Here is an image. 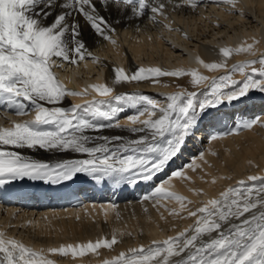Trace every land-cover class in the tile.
<instances>
[{
	"label": "snow or ice",
	"instance_id": "obj_1",
	"mask_svg": "<svg viewBox=\"0 0 264 264\" xmlns=\"http://www.w3.org/2000/svg\"><path fill=\"white\" fill-rule=\"evenodd\" d=\"M214 2L236 9L239 0ZM201 3L202 0H0V106L17 116H30L0 125V185L25 178L59 184L83 177L115 186L152 181L183 153L212 110L246 102L252 90L264 93V52L257 56L259 41L255 37L251 43L219 47L222 58L218 61L205 62L197 57L205 69H226L225 74L216 77L204 75L196 67L139 65L135 70H126L115 66L111 84L95 82L77 90L68 87L56 71L65 69V65L79 68L87 59L100 61L85 42V26L96 38L117 44L109 14L143 18L151 13L148 18L153 23L177 31L169 19V6L173 11L196 10ZM184 35L187 38V32ZM234 54L255 58L229 65L228 59ZM236 73L242 79H235ZM161 77H190L193 88L207 83L209 90L182 88L162 94L164 102L140 92H116L118 84H159ZM87 96L91 99L62 106L67 98ZM128 109H133V114L122 121L120 115ZM257 123L264 125V120L242 121L235 131L251 129ZM111 128L125 130L131 136L88 134ZM210 139L216 140L217 135ZM23 149L79 155L52 161L26 155ZM171 177L190 179L183 170L173 171ZM171 177L155 185L144 199L157 203L174 199L179 202V210L172 208L170 214L180 216L186 210V217L194 218L193 223L175 235L120 251L102 264H264V174L237 180L218 195L201 201L194 210L188 208L193 201L166 187ZM119 243L114 231L110 238L36 249L0 229V264H57L51 255H99L100 249L111 250Z\"/></svg>",
	"mask_w": 264,
	"mask_h": 264
},
{
	"label": "bare ground",
	"instance_id": "obj_2",
	"mask_svg": "<svg viewBox=\"0 0 264 264\" xmlns=\"http://www.w3.org/2000/svg\"><path fill=\"white\" fill-rule=\"evenodd\" d=\"M168 14L169 19L174 21L173 28L178 29L177 31H169L162 24L153 23L148 18L151 13L143 18L123 13L119 16L109 14L108 19L116 28L113 34L117 40L116 45L96 38L91 29L85 26L83 33L85 42L90 50L100 57V61L93 62L89 59L79 68L65 65V69L56 71L60 78L67 82L68 87L78 90L88 84L104 80L111 84L115 66H122L126 70H135L139 65L160 66L165 69L196 67L209 77L220 76L225 74L226 69H205L198 63L197 57L205 62L218 61L222 58L218 51L219 47L236 46L244 41L251 43L252 37L259 41L256 45L257 56L264 52V0H239L236 9H230L225 3L218 6L214 0H202L196 10L173 11L169 6ZM180 24L184 25L186 30L182 31L179 28ZM185 32L188 34L187 38ZM252 58L255 57L234 54L228 59V64ZM234 78L242 79L239 73L234 74ZM160 81L159 84L149 81L122 83L116 85V92H140L164 102L165 97L162 94L182 88L198 92L209 90L207 83L201 85L199 89L193 88L190 77H161ZM250 93L253 94L250 98L251 109L241 112L240 108L246 102L235 103L233 112L220 113L208 118L212 120L209 129L197 132L198 134L187 142L183 153L170 163L171 167L168 166L164 173L152 181L140 182L135 186L128 185L129 190L116 202L101 203L90 200L77 208L38 215L35 214V211L40 210L37 208L23 213H15L13 208L5 211L0 209V229L36 249L95 240L104 236L110 238L114 231L117 232L120 243L113 249L102 248L99 255L93 253L77 257L51 255L50 258L57 264H102L104 259L111 258L130 247L148 244L152 239L175 235L192 224L194 218L186 217V210L180 216L171 215L172 208L179 210V202L174 199L161 200L159 203L153 199H144L145 196H149L155 185L171 177L173 171L183 170L190 179L171 177L170 184L166 187L193 201L188 205V208L193 210L200 206L201 201L218 195L237 180L248 175L264 174V125L257 123L251 129L235 131L236 125L242 121L256 118L264 120V106L260 104L264 93L259 90H252ZM82 99H91V96L67 98L62 106L80 103ZM252 108L258 109V113L254 111L252 117L247 118L245 113L252 111ZM130 110L134 111L128 109L120 116L122 121L133 114L129 112ZM29 118L30 116L19 117L18 120ZM8 124L9 122L4 123L0 117V125ZM88 134L131 136L125 130L116 128ZM212 135H217V139H210ZM21 151L37 159L52 161L79 155L29 149ZM200 153H203V157ZM189 164L193 167H187ZM118 188L115 197L121 192L120 186ZM109 205H115L116 208L113 210Z\"/></svg>",
	"mask_w": 264,
	"mask_h": 264
}]
</instances>
